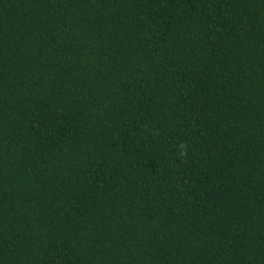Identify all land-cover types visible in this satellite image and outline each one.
<instances>
[{
  "label": "trees",
  "instance_id": "trees-1",
  "mask_svg": "<svg viewBox=\"0 0 264 264\" xmlns=\"http://www.w3.org/2000/svg\"><path fill=\"white\" fill-rule=\"evenodd\" d=\"M0 264H264V0H0Z\"/></svg>",
  "mask_w": 264,
  "mask_h": 264
}]
</instances>
